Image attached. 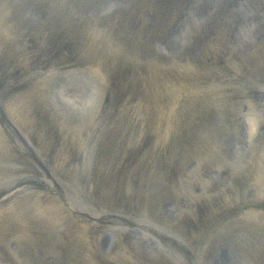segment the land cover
<instances>
[{"label":"rangeland","instance_id":"1","mask_svg":"<svg viewBox=\"0 0 264 264\" xmlns=\"http://www.w3.org/2000/svg\"><path fill=\"white\" fill-rule=\"evenodd\" d=\"M0 23V221L53 227L0 264H264V126L253 145L244 118L264 119V0H0Z\"/></svg>","mask_w":264,"mask_h":264},{"label":"bare ground","instance_id":"2","mask_svg":"<svg viewBox=\"0 0 264 264\" xmlns=\"http://www.w3.org/2000/svg\"><path fill=\"white\" fill-rule=\"evenodd\" d=\"M1 26V23H0ZM27 131L30 132L31 134H34L37 141L42 142L40 135L37 133L38 129L35 125L29 124ZM158 132V131H157ZM140 148H138L136 150V152H130V155H128L126 157V162L129 163L133 160V158L135 157V153L140 152L139 151ZM264 152V150H263ZM15 156V153L13 152V150L10 148V146L8 145L6 139L3 137L1 131H0V159H9L11 157ZM152 158H153V163L155 166H158V162H157V158H156V149H154V153L152 150ZM69 162L66 163V165H68ZM172 167L168 166L166 163L162 166V172L164 174L165 177L167 178H171L174 180L173 183L177 182V175L180 174V170H181V165L177 163V161L174 160V163L171 164ZM237 166L240 168L239 170L242 171V178H244V181H246L248 179V166L245 160L240 161ZM1 170V167H0ZM262 177H260L258 179L261 180ZM235 180V188H237L241 182V180L239 179H234ZM234 182V181H233ZM226 196H233V193L231 192V189L229 188L224 194L223 197ZM232 200H230L229 197H226L225 199L222 198L221 202L224 203H230L232 202ZM239 213L238 212H233V211H229L227 214V217L223 220V221H228L231 224H241L243 222H245L246 220H250L251 218H256L258 217L257 214L250 212L247 213L245 216H243L242 218H239ZM193 230H194V234L196 236V238L199 240L201 238V236L204 235V232L207 229V226L211 229L212 228V222H204L203 221V214L201 213V209L199 206V210L198 213L195 217L194 220H192L191 222ZM207 225L205 229H203L201 227V225ZM190 225V224H189ZM53 227L49 226V225H42V224H26L24 222H15L14 220H11L10 218H4L0 221V245H4L6 242L9 241V239L11 238L10 236H16L18 238V241L20 243H22L23 240H27L29 245L33 248H36L39 251H42L43 247L46 245H49L50 242H52V240L47 236V233H49L50 230H52ZM189 228V227H188ZM72 229V227L70 226V228L66 229L65 233L70 232V230ZM73 231V229H72ZM82 233H87L90 234V238L91 241L90 245H89V249L93 248H97L99 247L101 249V245L104 244L106 241L105 237H98L96 231L94 228H88V227H83L79 230ZM68 235L70 236L71 234L68 233ZM213 236V235H212ZM94 240V241H93ZM208 240L211 241V237H208ZM93 241V242H92ZM22 247V245H21ZM96 250V249H95ZM88 255L90 257H88ZM86 255V257L84 256V258L87 260L88 263H95L97 264V260L99 262H101L99 255H97L96 253L94 254H88ZM26 259V256L24 257V259L22 260V262H24Z\"/></svg>","mask_w":264,"mask_h":264}]
</instances>
